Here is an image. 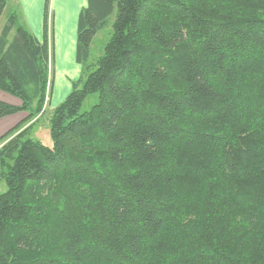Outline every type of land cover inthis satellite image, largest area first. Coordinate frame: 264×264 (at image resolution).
<instances>
[{"label": "trees", "instance_id": "16d2710c", "mask_svg": "<svg viewBox=\"0 0 264 264\" xmlns=\"http://www.w3.org/2000/svg\"><path fill=\"white\" fill-rule=\"evenodd\" d=\"M9 5L0 119L43 118L47 19L38 41ZM75 63L52 146L0 138V264H264V0H86Z\"/></svg>", "mask_w": 264, "mask_h": 264}, {"label": "rangeland", "instance_id": "374dc122", "mask_svg": "<svg viewBox=\"0 0 264 264\" xmlns=\"http://www.w3.org/2000/svg\"><path fill=\"white\" fill-rule=\"evenodd\" d=\"M70 7L71 6L69 0H51L48 6L47 17L45 16L47 19L46 38H47L49 52L51 51V55H52V61H51L52 65H50L49 67V81L46 87V98L44 102L45 113L43 118L39 116H35L30 119L28 117L27 120L28 123L22 128V129H28L32 140L38 141L39 143H41L46 147L52 146V141L48 128L49 113L62 102L61 99L60 100L61 102L58 105H56V103L59 102V98H60L59 96H61L64 89L67 88L70 91L71 83L76 82L80 77L79 73H81V70L80 71L78 70L77 73H75L76 70L75 63L73 62V66H71L68 62L67 53L69 47L68 39H70L69 31L74 23V19L71 16H69L71 11ZM7 8L8 11L6 12V14H8L9 12H14V14L17 17L18 23L25 30H27L28 32L31 31L32 29L34 30L35 26H33V24H35L34 22L35 20L32 18L33 23L30 26L31 28H29L30 22L28 20L23 22L24 13L21 10V8L18 7L15 0H10V5ZM75 21H76V16H75ZM113 22H114V15L107 19V22L104 25V27L93 38L90 45L89 64H91L93 60L97 59L102 55L103 48L111 36ZM3 23H4V18L0 20V28ZM63 28L64 31L66 30L64 34L66 38L62 36ZM50 29H52L53 32L55 33V46H53L54 50L50 49V43L52 38L50 37L51 36ZM73 73L75 74L72 75ZM69 91L67 93H69ZM0 93L8 95L2 91H0ZM96 98H97L96 95H92L91 97H88L83 103L82 110H88L89 107L96 102ZM5 142L4 143L0 142V148L5 144ZM4 191H6V187L4 183L0 181V193H3Z\"/></svg>", "mask_w": 264, "mask_h": 264}, {"label": "crops", "instance_id": "0c3cea01", "mask_svg": "<svg viewBox=\"0 0 264 264\" xmlns=\"http://www.w3.org/2000/svg\"><path fill=\"white\" fill-rule=\"evenodd\" d=\"M18 7L21 8V10L24 13L23 22L28 20L30 23L29 28H31V24L33 23V19L35 20V24H33L34 30L32 29L29 31L38 41H42L44 37V18H45V0H15ZM51 2V0H50ZM70 3V15L74 19V23L71 26V29L69 31L70 33V39H68V62L71 66H73V62L75 63V44H76V28H77V19L80 11L86 6V0H69ZM77 14V15H76ZM76 16V21H75ZM33 18V19H32ZM71 18V21H72ZM26 24V23H25ZM28 26V25H27ZM62 36H64L66 30L62 31ZM61 33V32H60ZM50 37L51 43H50V49H53L55 46V33L52 29H50ZM60 36V35H58ZM54 50V49H53ZM54 53V51H53ZM54 58V57H53ZM70 60V61H69ZM52 55L50 51V65H52ZM75 73L77 71L81 70L80 66L75 63ZM74 72V71H73ZM73 73L72 75H74ZM80 74V73H79ZM71 90V87H70ZM69 90L67 88L64 89L61 96H59V102L56 103L58 105L61 101H63L66 96L70 93H67ZM65 96V97H64ZM64 97V98H63ZM62 99V100H61ZM61 100V101H60ZM0 102L9 104L11 106L19 107L21 105L20 101L10 95H5L0 93ZM28 114L25 112H18L14 115H10L4 118L0 119V138L4 137L7 133L14 130L15 128H18L21 126L23 128L28 123Z\"/></svg>", "mask_w": 264, "mask_h": 264}]
</instances>
